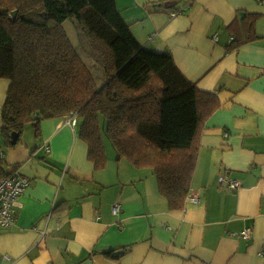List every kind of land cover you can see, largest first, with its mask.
Here are the masks:
<instances>
[{
  "label": "crops",
  "instance_id": "crops-1",
  "mask_svg": "<svg viewBox=\"0 0 264 264\" xmlns=\"http://www.w3.org/2000/svg\"><path fill=\"white\" fill-rule=\"evenodd\" d=\"M167 1L115 5L139 45L169 54L217 103L181 208L150 168L108 148L95 171L79 120H42L34 140L0 150L4 172L27 181L14 223L0 226V264H264V0ZM8 84L0 79V110ZM221 175L239 186L221 185Z\"/></svg>",
  "mask_w": 264,
  "mask_h": 264
},
{
  "label": "trees",
  "instance_id": "trees-1",
  "mask_svg": "<svg viewBox=\"0 0 264 264\" xmlns=\"http://www.w3.org/2000/svg\"><path fill=\"white\" fill-rule=\"evenodd\" d=\"M66 20L83 67L53 89L41 70L53 53L70 46L61 29ZM45 44L50 48L41 55ZM0 79L9 82L0 110L6 148L21 142L27 121L37 137L42 120L75 115L95 171L106 166V138L116 161L150 168L161 195L181 208L202 121L217 103L185 78L169 54L139 45L115 0H0ZM12 133L18 135L14 144ZM3 165L0 180L10 176Z\"/></svg>",
  "mask_w": 264,
  "mask_h": 264
},
{
  "label": "rangeland",
  "instance_id": "rangeland-1",
  "mask_svg": "<svg viewBox=\"0 0 264 264\" xmlns=\"http://www.w3.org/2000/svg\"><path fill=\"white\" fill-rule=\"evenodd\" d=\"M61 29L64 32L66 38L69 40L70 46H66L64 47V49L58 50L57 53L52 54V57L50 58L49 62L51 60H54L57 55L63 52L61 56L56 58V61H55L56 65L50 62L48 63L49 66L44 67L41 70V73L43 74L44 79L53 89H57L61 85L62 82L70 79L77 72H79L83 67L82 61L78 58V56L75 54L73 50V48L75 47L77 43V37H76V33H75V30L71 22L69 20H66L61 25ZM47 48H50L49 44L48 45L45 44L44 48L41 47V50L39 51L41 55H43L44 53L46 54V52L48 51ZM43 49L46 50L44 53H42ZM76 120H78V118H75V122ZM78 127H79V124H78ZM33 136H34V128L32 126V122L27 121L24 124V129H23V133L21 136V140L24 142L26 139H30L31 137L34 140L35 137L33 138ZM0 140L2 141V143H0V150L5 151L6 146L4 144V139L2 138L1 133H0ZM104 146H105V151L108 148L107 151L109 152V155L113 157L115 155L114 153L115 151L112 148L108 139L106 138H104Z\"/></svg>",
  "mask_w": 264,
  "mask_h": 264
},
{
  "label": "built area",
  "instance_id": "built-area-1",
  "mask_svg": "<svg viewBox=\"0 0 264 264\" xmlns=\"http://www.w3.org/2000/svg\"><path fill=\"white\" fill-rule=\"evenodd\" d=\"M176 13L172 12L171 17L175 16ZM75 115H70L67 123L71 126L76 124ZM218 182L221 185L228 186L235 189L239 186L237 181H227L224 176H219ZM27 185L26 179L19 176L16 172H13L10 176L2 178L0 180V226L7 228L11 226L16 219V210L19 207V198L22 195ZM192 200L196 201V198ZM112 213L117 214L119 207L113 205ZM244 240H248L250 237L249 230H245L240 236Z\"/></svg>",
  "mask_w": 264,
  "mask_h": 264
},
{
  "label": "water",
  "instance_id": "water-1",
  "mask_svg": "<svg viewBox=\"0 0 264 264\" xmlns=\"http://www.w3.org/2000/svg\"><path fill=\"white\" fill-rule=\"evenodd\" d=\"M174 3V2H173ZM173 4H172V2L170 1V0H168L167 2H165L164 4H163V6L164 7H171ZM17 138H18V135L16 134V133H12L11 134V137H10V139H11V144H14L15 142H16V140H17ZM120 253V252H119ZM118 254V253H117ZM116 254V255H117Z\"/></svg>",
  "mask_w": 264,
  "mask_h": 264
}]
</instances>
